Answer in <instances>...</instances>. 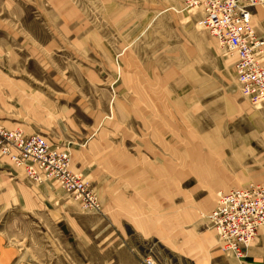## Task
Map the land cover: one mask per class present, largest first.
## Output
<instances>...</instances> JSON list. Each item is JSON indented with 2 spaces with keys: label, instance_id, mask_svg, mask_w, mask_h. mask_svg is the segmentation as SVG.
<instances>
[{
  "label": "rangeland",
  "instance_id": "rangeland-1",
  "mask_svg": "<svg viewBox=\"0 0 264 264\" xmlns=\"http://www.w3.org/2000/svg\"><path fill=\"white\" fill-rule=\"evenodd\" d=\"M252 21L257 35L264 38V0L252 10ZM235 63V57L207 32L201 12L185 9L184 0H0V127L26 138L41 136L51 148L68 152L75 174L71 146L60 144L65 130L79 137H125L134 119L135 135L142 139L147 135L142 128L147 114L178 122L184 119L182 106L190 105L194 111L196 104L218 101L221 114L230 99L249 108L245 115H236L239 120L264 110V104L245 95ZM190 67L201 69V83L196 80L195 85L194 75L187 76L190 85L180 81L183 70ZM195 86L202 87L201 101L189 90ZM132 106L141 111L132 114ZM210 116L208 110L203 113L205 121ZM145 143L140 140L139 151ZM191 149L187 145L188 152ZM0 154L7 157L1 150ZM9 161L29 184L40 185ZM224 178L230 180V175ZM238 180L234 188L216 192V202L219 193L264 185L244 186ZM46 183L61 189L56 182ZM71 198L83 212L97 213ZM28 217L26 223L19 222L18 213L0 209V264L67 262L68 256L52 255L51 249L83 247L80 239H65L59 245Z\"/></svg>",
  "mask_w": 264,
  "mask_h": 264
},
{
  "label": "crops",
  "instance_id": "crops-1",
  "mask_svg": "<svg viewBox=\"0 0 264 264\" xmlns=\"http://www.w3.org/2000/svg\"><path fill=\"white\" fill-rule=\"evenodd\" d=\"M183 71L180 81L186 86L187 76L194 75L195 85L202 82L200 68ZM189 90L202 100V87ZM183 107L184 119L178 122L147 114L142 139L135 135L134 119L125 137H79L70 130L60 134L61 146H71L75 174L97 193L100 213L83 212L54 183L29 184L1 154L0 209L18 213L23 223L30 215L59 245L65 239L83 242V247L52 248V255L68 256L56 264H264V229L246 257L238 259L222 252L207 217L217 206L215 193L234 188L236 179L244 186L264 183V110L239 120L236 115L249 108L232 99L221 114L218 101L196 104L194 111ZM131 110L141 111L138 106ZM207 110L209 122L203 117ZM140 140L146 142L142 151ZM187 145L194 147L191 153ZM229 175L230 180L224 178Z\"/></svg>",
  "mask_w": 264,
  "mask_h": 264
},
{
  "label": "built area",
  "instance_id": "built-area-1",
  "mask_svg": "<svg viewBox=\"0 0 264 264\" xmlns=\"http://www.w3.org/2000/svg\"><path fill=\"white\" fill-rule=\"evenodd\" d=\"M261 3L263 0H184L185 9L201 11L206 30L218 39L228 56L235 57L237 79L245 95L263 105L264 39L257 35L252 23V10ZM0 150L24 169L32 183L54 181L85 210L101 212L96 195L73 173L68 152L51 148L41 136L26 138L1 127ZM209 221L221 250L244 259L264 229V185L219 193Z\"/></svg>",
  "mask_w": 264,
  "mask_h": 264
},
{
  "label": "bare ground",
  "instance_id": "bare-ground-1",
  "mask_svg": "<svg viewBox=\"0 0 264 264\" xmlns=\"http://www.w3.org/2000/svg\"><path fill=\"white\" fill-rule=\"evenodd\" d=\"M185 7V6H184ZM188 11H199L198 9H196V10H188ZM199 12H201V11H199ZM202 14V13H201ZM203 23H204V21H203ZM252 23H253V21H252ZM205 25V24H204ZM208 32V31H207ZM260 37V36H259ZM262 38V37H261ZM215 39V41L218 43V45L220 46V44H219V41H218V39H216V38H214ZM264 39V38H263ZM14 134V133H13ZM52 182H54V181H52ZM43 184V183H42ZM61 187V186H60ZM61 189H62V187H61ZM242 189V188H241ZM63 190V189H62ZM234 190V189H233ZM65 192V191H64ZM227 192H229V191H227ZM68 194V193H67ZM98 213V212H97ZM210 227H211V224H210ZM213 230V229H212ZM260 233V232H259ZM218 236V235H217Z\"/></svg>",
  "mask_w": 264,
  "mask_h": 264
}]
</instances>
